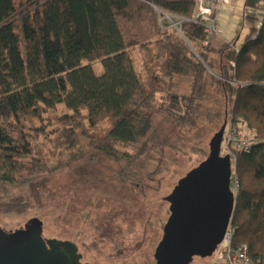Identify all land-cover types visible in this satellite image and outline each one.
<instances>
[{
  "label": "trees",
  "instance_id": "trees-1",
  "mask_svg": "<svg viewBox=\"0 0 264 264\" xmlns=\"http://www.w3.org/2000/svg\"><path fill=\"white\" fill-rule=\"evenodd\" d=\"M196 2L0 0V193L99 155L130 161L119 146L147 136L145 110L174 75L192 77L186 122L210 67V38L191 19ZM243 17L248 31L223 47L215 78L224 120L255 134L232 152L233 243L264 264V7L245 0Z\"/></svg>",
  "mask_w": 264,
  "mask_h": 264
},
{
  "label": "rangeland",
  "instance_id": "rangeland-1",
  "mask_svg": "<svg viewBox=\"0 0 264 264\" xmlns=\"http://www.w3.org/2000/svg\"><path fill=\"white\" fill-rule=\"evenodd\" d=\"M244 2L231 0L216 12L215 25L225 36L210 38V67H205L202 93L186 122L180 118L187 110L192 77L174 75L168 91L156 94L152 107L145 110L151 118L147 136L136 147L119 146L130 161L99 155L8 188L0 193V226L14 230L35 216L43 223L44 238L72 241L82 263L155 264L154 249L169 215L162 199L207 156L209 140L224 122L226 98L215 77L223 47L235 37V43L241 42L248 31ZM263 7L264 0H258V8ZM160 22L176 25L165 14H160ZM93 69L101 73V63H94ZM230 125L226 122L224 135L228 127L255 135L243 122ZM191 264H214V256L195 257Z\"/></svg>",
  "mask_w": 264,
  "mask_h": 264
},
{
  "label": "water",
  "instance_id": "water-1",
  "mask_svg": "<svg viewBox=\"0 0 264 264\" xmlns=\"http://www.w3.org/2000/svg\"><path fill=\"white\" fill-rule=\"evenodd\" d=\"M225 124L210 138L207 156L163 197L169 215L154 249L155 264H191L194 256L210 257L222 240L236 199L230 189L232 156L221 153ZM42 232L35 216L14 230L0 226V264H88L75 243L44 238Z\"/></svg>",
  "mask_w": 264,
  "mask_h": 264
},
{
  "label": "built area",
  "instance_id": "built-area-1",
  "mask_svg": "<svg viewBox=\"0 0 264 264\" xmlns=\"http://www.w3.org/2000/svg\"><path fill=\"white\" fill-rule=\"evenodd\" d=\"M231 0H197L191 19L202 25L208 38L215 35L225 36V31L215 25V15L221 4H229ZM260 23L256 25L258 28ZM237 47H234L236 50ZM231 126V125H230ZM221 144V151L225 149L226 153L232 154L235 150H247L254 140V136L239 134L233 127H228ZM232 156V155H231ZM233 157V156H232ZM233 159V158H232ZM230 189L234 195L238 190V181L236 174L232 171L230 176ZM235 227L232 219L229 221L222 240L214 249V264H257L247 253V246L244 243L234 244L233 236Z\"/></svg>",
  "mask_w": 264,
  "mask_h": 264
}]
</instances>
